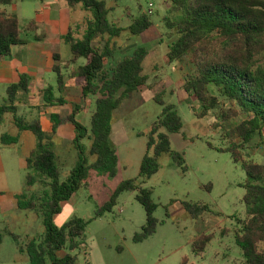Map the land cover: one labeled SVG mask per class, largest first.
Masks as SVG:
<instances>
[{
  "label": "trees",
  "instance_id": "16d2710c",
  "mask_svg": "<svg viewBox=\"0 0 264 264\" xmlns=\"http://www.w3.org/2000/svg\"><path fill=\"white\" fill-rule=\"evenodd\" d=\"M168 1L170 7L162 19L169 40L165 64H181L188 58L189 70L182 77L181 89L198 103L197 118L212 115V127L220 129L228 142L225 151L234 163H240L245 174L242 184L245 219L239 221L241 227L234 242L242 253L244 264H264V165L252 162L251 154L246 152L251 150L247 149L255 139L260 142L257 147L264 145V65L261 64L264 59V0ZM65 2L69 8L79 6L86 14L80 39L74 38L72 30L60 39L69 47L73 63L84 60L83 66L71 69L70 76L79 86L82 99L91 98L94 105L88 128L75 120L77 107L67 118L74 129L72 145L77 151L78 163L65 180L60 179L51 139L60 125L59 117L50 116L52 130L46 135L37 120L26 122L16 115L14 96L22 87L23 78L7 88L5 102L0 104V121L5 114H11L17 131H28L35 138V147L25 160L24 190L14 196L17 209L34 213L43 226L40 238L27 239L18 245L19 252L27 257V264H76L77 256L73 253L81 248L78 239L88 222L73 218L56 227L54 218L60 213L61 205L76 196L90 172L98 177L116 176L118 157L110 142L113 114L122 102L148 82L142 69L148 52L143 47L105 69V64L120 50L113 41L121 37L124 29L109 22L110 10L103 0ZM12 4L13 0H0V57L9 56L14 47L24 44L17 16L7 12ZM152 26L151 15L146 13L134 19L126 30L131 36H141ZM32 29L35 24L31 21L26 30ZM97 39L104 41L102 48L92 46ZM54 60L59 62L57 55ZM52 70L60 86L63 78L60 68L54 65ZM41 94L49 108L64 104L62 99L54 100L51 87ZM155 101L161 113L146 134V152L138 172V179L142 181L158 172L160 155L170 156L177 166L183 164L181 155L171 150L169 139L170 134L181 131L182 120L174 106ZM84 140L90 143L91 163L82 157ZM17 142V136L4 134L0 137L2 146ZM35 187L38 191L30 194L29 190ZM124 192L136 193L135 201L145 212V224L133 237L134 243H141L156 231L157 221L153 216L156 205L151 200V192L137 185L135 179L121 182L109 200L95 211L94 217L111 213ZM183 208L191 218L207 210L205 206L187 203ZM13 239L17 240L15 236ZM208 241L207 236L197 239L193 243L196 252L202 253Z\"/></svg>",
  "mask_w": 264,
  "mask_h": 264
},
{
  "label": "rangeland",
  "instance_id": "374dc122",
  "mask_svg": "<svg viewBox=\"0 0 264 264\" xmlns=\"http://www.w3.org/2000/svg\"><path fill=\"white\" fill-rule=\"evenodd\" d=\"M110 10L108 20L124 29L121 37L115 39L120 50L112 61L105 64V69L113 67L118 61L129 56L133 50L143 47L148 55L142 64L143 75L148 78L147 87L133 96L132 106L122 113L119 122L124 125L126 139L117 147L118 167L113 178L98 177L90 172L85 184L76 196L61 205L60 213L54 218V225L61 227L73 218L88 222L84 234L78 239L82 243L75 251L76 264H244L240 249L235 245L234 237L241 227L239 221L245 219L243 204L245 174L240 163H234L225 149L228 142L220 129H214V118L210 114L197 118L199 105L193 97H188L181 89L182 77L189 70L187 60L172 66L165 64V55L169 40L166 37L162 19L167 16L170 7L168 0H103ZM152 4L151 21L153 26L141 36H131L127 28L141 14H146L148 5ZM59 7L61 14H67L72 26L83 22L85 13L79 6L68 8L63 0H13L7 12H15L19 21L20 37L29 40L33 33L26 30L29 22L37 23L42 10ZM47 34L40 28L38 36ZM80 39L79 33H74ZM49 43L53 46L57 43ZM104 41L97 39L92 46L102 48ZM61 55L70 57L68 46L59 42ZM39 61L41 65L50 60L43 51ZM83 59L76 61L82 66ZM264 65V59L261 62ZM48 85L55 86V73L44 74ZM5 98V91L0 89V102ZM39 98V96H38ZM37 98V103L40 99ZM155 99L165 105L175 107L182 120V129L177 134H170L171 150L181 155L183 164L177 166L173 158L160 155L157 159L159 170L149 180L138 179L141 159L146 152V134L150 126L161 113V107ZM35 100L27 101L32 106ZM126 103V102H125ZM71 105L56 108L63 123L73 109L81 104L82 126L84 118L89 123L94 111L91 98L76 99ZM41 102L39 107L22 109L25 118L33 119L45 111ZM18 113V116H22ZM0 126V136H16L18 131L11 122V115L6 116ZM10 118V119H9ZM115 121V120H114ZM4 127V128H3ZM165 132V131H164ZM55 152L65 158L61 164L60 179L63 181L77 165L78 155L74 147H63V140L53 138ZM82 157L89 163V141L82 142ZM255 139L246 151L250 160L264 165V145ZM210 145V147H209ZM113 146V145H112ZM115 148V147H114ZM116 150V149H115ZM22 150L17 145L2 146L0 143V189L3 191H22L24 177L27 173L24 160L20 157ZM70 156H69V155ZM62 160V159H61ZM136 180V184L151 192V200L156 205L154 218L157 221L155 233L141 243H134L133 237L145 224V212L135 201L136 193L124 192L117 199L111 213L95 218L97 209L102 207L126 180ZM38 188L29 190L36 193ZM205 206L207 210L197 218L184 210L183 204ZM43 233L41 219L32 212L19 211L5 202L0 209V264H27L25 258H19L18 245L26 237L40 238ZM16 237V241L13 239ZM209 237L202 253H197L193 243L203 237ZM60 256L63 253L59 254Z\"/></svg>",
  "mask_w": 264,
  "mask_h": 264
},
{
  "label": "crops",
  "instance_id": "0c3cea01",
  "mask_svg": "<svg viewBox=\"0 0 264 264\" xmlns=\"http://www.w3.org/2000/svg\"><path fill=\"white\" fill-rule=\"evenodd\" d=\"M63 1L65 2V0ZM65 6L68 7L66 5V2H65ZM8 13L15 14V12H8ZM41 13L42 15L37 23L32 21L35 24V29L27 30L33 33V36L30 37L29 40L22 39L24 44L14 47L9 56L0 57V89L1 91H5V98L2 99L0 104H3L5 102L7 88L11 85L20 83L21 78H23L22 87L16 92L14 96V107L16 108V115L18 116V113L22 115L21 113L22 109L39 107L42 102L43 106L46 109L43 113L39 112V115L33 117V119L25 118L23 117V115L18 117L23 118L26 122L37 120L40 124L43 133H45L46 135H50L52 130V122L50 116L54 114L59 117L55 109L60 107H66L67 105H71L70 103H72L76 99L77 100L82 99L81 90L79 86L76 84L75 79L70 76L71 69L80 66H76V62L73 63L71 61L72 56L70 50H69L70 57H67V55L63 57L61 55L60 49L58 47V43L59 42L64 43L60 38L66 35L69 30L73 31V36L74 33L76 34L79 33L81 35L83 32V27H82L83 22L78 26L75 25L72 26L70 20L68 19L67 14L66 13L64 15L61 14L59 7L52 6L47 8L46 10H42ZM40 28L42 29V32L46 29L47 34H42L41 36H38L37 32L39 31ZM52 40L57 44H55L54 46L50 44L49 42ZM38 50L43 51L46 55H48L50 60L47 62V64L45 65L40 64L39 57H41V54L39 55L36 53V51ZM54 55L58 56L59 62H56L54 60ZM54 65H57L60 68L61 74L63 76L60 86L56 82V75H55V86L48 85L44 77L46 71L53 72L52 69ZM172 65H176V64H172ZM48 87H51L53 89L54 100L62 99L64 102L63 105L55 106L53 108H49L45 105L41 92H43ZM145 87L140 88L138 91L133 93L127 100L122 102L120 107L113 114L110 142L113 145V147H115L116 149L115 151L117 157H118L117 147L119 145L121 146V143H123V141L126 139L124 125L121 122H119L120 116L122 115V113L130 109V106L133 105L132 102L130 101L133 98V96L137 95ZM37 98L40 99L41 101L40 103H37ZM30 100H35L36 103L33 104L32 106L27 105V101ZM77 108L79 109V111L75 117V120L78 123H80V121H82V115L84 112L82 110L84 109V107H82L80 104L79 106H77ZM7 115H11V114H5L3 116L2 120L0 121V126H3L4 121L8 119L6 117ZM67 118H66V122L63 123V121L59 117L60 125L57 127L51 139L53 140V138L58 137L59 139L63 140V144H64L63 147L66 146L73 147L72 141L74 139V129L71 123L67 121ZM10 120L14 125L13 117H11ZM84 121H85L83 122L84 125H87L84 127L88 128L89 123L86 124L85 118ZM16 136L18 137V142L15 145L19 146L20 149L22 150L20 157L25 162V160L29 157L30 152L35 147V138L28 131L18 132ZM52 146H53V152L57 157V163L61 164L62 161L65 160V158H61L62 159L61 160L60 156L58 155L59 151L55 152V145L53 144V142H52ZM23 190L24 189L22 188V191ZM22 191L20 192L3 191L0 189V209H2V203L7 202L11 204L14 207V209L18 210L16 207V201L14 199V196L16 194L21 193ZM27 239H31V238L27 236L26 240ZM19 258H25V260H27V257L23 253H20Z\"/></svg>",
  "mask_w": 264,
  "mask_h": 264
},
{
  "label": "built area",
  "instance_id": "2783aa9c",
  "mask_svg": "<svg viewBox=\"0 0 264 264\" xmlns=\"http://www.w3.org/2000/svg\"><path fill=\"white\" fill-rule=\"evenodd\" d=\"M152 11H153V6H152V4H149L146 13L148 15H151L152 14Z\"/></svg>",
  "mask_w": 264,
  "mask_h": 264
}]
</instances>
